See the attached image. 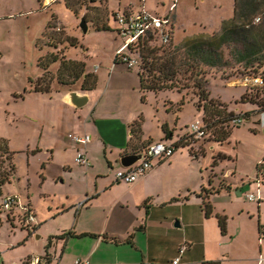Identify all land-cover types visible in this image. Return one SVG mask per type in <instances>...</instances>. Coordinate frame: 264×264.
Returning <instances> with one entry per match:
<instances>
[{
    "label": "crops",
    "instance_id": "crops-1",
    "mask_svg": "<svg viewBox=\"0 0 264 264\" xmlns=\"http://www.w3.org/2000/svg\"><path fill=\"white\" fill-rule=\"evenodd\" d=\"M47 4V0L41 1V5ZM183 6L181 0H177L172 13L174 46L181 49L187 46V57H193L200 69L205 66L220 70L226 68L244 70L243 73H226L221 79L226 85L240 88L239 96H233L229 103L226 102L228 108L236 113L248 112L250 109L239 108V104H246L240 102V97L246 89L244 77L250 75L249 73L253 72L251 70L264 67V0H227L225 7L221 0L218 2L211 0L209 9L215 8L221 11L223 8L224 11L219 12L216 18L201 19L199 23L201 29L184 34L181 40H175V30L183 27L179 14ZM193 7L198 9L195 0ZM256 18L258 21H255ZM194 24L197 25V22ZM82 61L85 62V59ZM120 63L125 64L120 61L113 62V67H110L111 74L116 71ZM85 66H87L86 62ZM125 66L126 78L120 77L119 74L115 86L125 82L127 88L125 91L132 93L135 103L133 106H128L124 102L125 98H121L120 95L107 97L110 82L106 89L100 88L98 64L89 69L97 76L95 87L90 90H76L87 96L86 103L81 107L70 103L67 96L70 90L56 91L61 96V102L63 107L67 108L65 109L69 113L67 117L71 121L67 122L66 133L59 135L62 147L58 148H62L64 153H59L55 146L45 148L47 154L45 160L41 162L43 171L40 174L39 196L40 199L47 200L54 195L55 190L60 189L63 199L49 207L46 206L42 211L34 204L33 195L25 193L24 198L21 199L16 192L5 190V186L11 180L2 186V195L15 194L23 203H28L33 208L36 222L33 225L34 229L27 230L20 226V234L14 233L6 242L0 240V264H23L30 256L44 258L45 255L49 258L47 264H72L77 258H87L90 264H160L159 252H157L160 244L157 239L161 237L157 235L156 239L153 236L156 222L152 219L150 198L154 193H158L156 186L153 188L154 184H157L154 180L157 170L154 169L164 164L165 160L171 165L173 159L169 157L154 160L153 167L133 183L118 182L111 171L123 167L120 163L123 155L141 151L138 150L136 143L131 145L133 136L131 124L135 120L141 117L142 135L140 141L136 140L138 143L159 140L174 143L184 131L180 126L181 109L190 101L196 108L195 100L188 99L186 92L177 90L146 91L142 99L137 68L132 67L136 72H131L132 68L126 64ZM120 70L124 72L121 68ZM28 84V90L24 88L23 92L17 93V97L24 98V93L30 91L29 80ZM161 92H176L174 99L176 101L161 99L159 96ZM148 94L153 95L152 101L147 97ZM181 99H185V102L178 106ZM215 99L220 100V98ZM145 106H149L153 111L152 116L156 120L155 133L146 129ZM68 108L72 109V113ZM196 110L201 115L195 120H201L202 111L197 108ZM195 120L185 124L184 129H187V132L188 125ZM163 123L171 129V138L165 137L161 128ZM68 133L90 135L91 140L86 146L90 166L84 167L75 162L76 146L67 137ZM43 150L44 148L36 147L31 152L35 154ZM52 169L55 172H51ZM230 173L234 176L236 170L226 169L222 172V178L226 180L222 183L227 185L226 187L222 186L221 182L218 184L215 180H211L209 184L214 190L208 193L209 186L205 188L207 191L205 199L210 203L212 200V212L209 216L205 215L202 196L199 194L196 221L193 222L186 213L179 216L180 222H176L175 225L181 227L182 231H175L173 235H178L179 241H185L187 245L185 253L181 256V259H184L182 264H211L212 261H216L217 264H264V234H261L264 225V191L260 184L259 186L257 183L254 184L257 193L262 197L258 201H250L246 198L247 193H254L253 190H248L242 196L235 192L240 185H246L249 179L250 187L252 182L254 183L253 180L260 178L258 176L261 174L257 173L255 177L240 176L236 184L230 180L232 178ZM71 182H78L81 189L77 192L72 190ZM204 187L206 186L201 184L200 190L198 192L194 190L193 193H202ZM115 190L117 192L110 195ZM188 192L191 193V190ZM222 192L226 194L220 199ZM80 202L82 205L78 206ZM219 214L226 217L225 233H222L218 226ZM211 218L215 220L211 221ZM249 222H254L252 235L246 229ZM69 230L74 234L67 237L59 236ZM139 233L142 237H138ZM143 236L147 242L146 249L138 244ZM250 239L254 242L252 251H250ZM137 252H140V255Z\"/></svg>",
    "mask_w": 264,
    "mask_h": 264
},
{
    "label": "rangeland",
    "instance_id": "rangeland-1",
    "mask_svg": "<svg viewBox=\"0 0 264 264\" xmlns=\"http://www.w3.org/2000/svg\"><path fill=\"white\" fill-rule=\"evenodd\" d=\"M41 1L0 0V137L5 138L9 148L14 151L13 163L16 168L5 190L16 192L21 199L24 198L25 193L33 195L34 204L43 211L46 206L49 207L63 199L60 189L55 190L54 195L47 200L40 199L39 196L40 174L43 171L41 162L45 160L47 154L45 148L62 147L59 135L66 133L67 122L71 121L67 117L69 115L65 110L67 108L63 107L61 96L56 91L81 89L82 77L75 81L69 78L68 82L63 84L57 78L60 61L57 60L50 64L47 72L44 73L37 65L38 58L40 55L50 53L57 54L58 58L61 56L66 59L82 58L87 63L85 71L89 72L92 66L98 64L100 66L98 73L100 88L106 89L110 82L107 97L114 94L120 95L121 98H125L124 102L128 106H133L135 104L133 96L131 92L125 91L127 89L125 82L115 86V80L118 79L119 74L120 77L126 78L125 64H118L113 74L110 70V67L114 65L116 50L123 45L126 39L118 33L119 24L114 21L113 14L122 13L129 7L135 9L143 7L153 14L164 17L169 13V7L174 0H47L50 2L46 6L41 5ZM193 1L181 0L184 6L183 9L180 8L179 14L183 27L175 30V40H181L184 34L194 33L201 29L199 27L201 19L216 18L224 11L223 8L221 11L215 8L209 9L211 0H195L198 4V9H195ZM213 1L218 2L219 0ZM221 1L225 7L227 0ZM82 16L88 25L86 32H83L79 26ZM49 22L54 26L48 28ZM195 22L197 25L194 24ZM106 26L108 29H104ZM99 28L102 29L97 30ZM123 52H126V49ZM120 68L124 72H121ZM130 71L136 72L135 68ZM251 71H253L250 72L252 74L257 73V69ZM243 72L244 70L241 69L220 70L205 66L200 69L196 66L193 73H185L182 70L177 78L181 91L187 93L188 99H194V104L198 102L195 94L196 88L193 86L196 79H201L203 83L207 81L205 89L208 88L210 97L220 98L223 103H229L233 96H239L240 88L226 85L221 76H225L226 73ZM43 73V82L49 84L51 92L27 91L24 93V98L17 97V93L23 92L24 88L28 90L29 77L35 80ZM176 94V92H161L159 96L161 99L168 98L176 101L174 100ZM147 97L152 101V94H148ZM241 107L250 109L251 115L247 119L243 118L239 125L230 127L231 132L223 142L217 141L209 131H205L201 138L191 136L184 126L200 118L201 114L191 101L182 107L180 126L184 131L179 138L184 137L182 141L188 143V146H180L176 149L170 156L173 159L171 165L165 160L164 164L154 169L157 170L154 175L157 184H154L153 188L156 186L158 193L151 195L150 211L152 219L156 222L153 236L161 237L156 238L160 244L157 247L160 264H172L171 261L178 255V250L182 245L185 246V253L187 249L185 241L181 242L178 235H173L175 231H182V228L175 224L180 222L179 216L185 213L191 217L193 222L196 221L199 207L198 194H200L197 192L201 184L206 186L204 188L209 186L207 189L213 190L214 187L209 184L211 179L218 184L225 183L222 172L226 169L236 170L234 176L230 173V177L232 175L230 180L236 184L240 176L255 177L257 173L260 175L258 169L263 170L264 109L259 111L258 107L252 103L239 104V108ZM68 109L72 113V109ZM144 109L147 116L146 129L155 133L156 120L152 116L153 111L149 106H145ZM136 140L135 136H132L131 145L136 143L138 150L144 149L149 142L138 143ZM36 147L44 148V150L33 154L31 150ZM58 152L64 153L62 148H58ZM219 154H224L226 157L220 158ZM214 159H217L215 164H213ZM80 168L83 169V167ZM51 172L55 170L52 169ZM115 173L116 168L111 171L112 176H115ZM259 177L262 181L264 180V175L261 174ZM249 180L245 183L246 185H240L238 189H235L239 196L245 195L248 190L257 193L254 185L257 181L253 180L254 183L252 182L249 187ZM260 185L264 191V183ZM70 188L77 192L81 189V185L78 182H71ZM117 190L120 191V189ZM117 190L110 195H114ZM190 190L191 193L188 192ZM194 190L197 192L193 193ZM202 194L206 197L207 191H202ZM225 194L222 192L220 199H223ZM0 218V240L2 242L13 237L14 233L20 234V224L17 219L12 225L7 222L5 213H2ZM214 220L211 218V221ZM161 221L163 223H160ZM246 229L252 235L254 222H249ZM138 235L142 237L140 233ZM211 237L214 236L211 235ZM138 242L146 249L145 236ZM253 243V239H250V251L254 247ZM200 247L199 245V249ZM174 252L175 255H173ZM137 254L140 255V252ZM183 260L181 259L180 264Z\"/></svg>",
    "mask_w": 264,
    "mask_h": 264
},
{
    "label": "trees",
    "instance_id": "trees-1",
    "mask_svg": "<svg viewBox=\"0 0 264 264\" xmlns=\"http://www.w3.org/2000/svg\"><path fill=\"white\" fill-rule=\"evenodd\" d=\"M47 26L49 28L54 25L53 23L49 22ZM101 29L99 28L97 30ZM104 29H108L107 26L104 27ZM186 47L184 49H181L178 46H174L172 39L168 43L162 42L161 33L158 30L146 31L143 35L139 36L134 42L127 45L129 55L135 56L138 59V63L135 67L137 68L139 75L142 99L144 96L143 93H145L146 91H181L180 86L178 84L179 79L177 78V76L182 72V70L185 73H193L196 69V66H198L197 62H195L196 60L193 57H187L188 53ZM57 60L60 61L57 78L61 83H67L69 78H71L72 81H75L82 77L81 89L90 90L95 87L97 76L94 73L85 71V62L82 60L66 59L64 56L58 58L57 54L50 53L40 55L37 61V65L45 73V71L48 70V66ZM114 61L117 62L118 60L115 59ZM44 73L37 77L35 80H32L31 78L29 79L31 86L29 89L30 91L41 93L50 92L49 84L43 82ZM249 74L251 75L252 73ZM253 74H264V67L257 70V73ZM206 83L207 81H204L203 83L201 79H196L193 82V86L196 88L195 94L198 97V102L195 104V106L198 110L202 111L201 120L203 125L205 126V131L211 132V134L215 136L217 141L223 142L228 138L231 132L230 127L240 124L233 122V120L237 116H241L242 119H247L251 115V112L248 111L236 113L230 110L226 103H223L219 99L209 97L207 87L205 89ZM245 86V93L240 97V102L255 104L258 107L259 111L263 110L264 86H255L250 84H246ZM184 102L185 99H181L178 103V106L183 105ZM161 128L166 138L172 137V131L168 128L165 123L161 125ZM131 132L132 135L135 136L137 141L141 140V117L131 124ZM184 139V137H181L174 142V146L176 149L180 146H188V143L182 141ZM13 154L14 151L10 150L7 140L3 137H0V196L2 195V186L5 183L10 182L12 176L15 173L16 168L15 164L13 163ZM218 156L220 158L226 157L224 154H219ZM216 161L217 159H214L213 164H215ZM258 171L260 173L261 169H258ZM262 182H264V180ZM221 185L225 187L227 186L223 183H221ZM205 190V188H202V191ZM209 192H211V190H208V193ZM199 195L202 196V208L205 212V215L209 216L212 212V205L210 201L205 199L202 193H200ZM6 220L7 222L14 225L13 217H11V215L7 214ZM217 222L220 231L222 233H225L226 217L220 214L217 215ZM20 226L22 228H26L27 230L34 229V226H31V228L23 224H21ZM73 234L74 233L69 230L63 232L59 236L67 237ZM49 244L50 240L48 242V246ZM48 261V255H45L43 264H47ZM23 264H27V261L25 260ZM211 264H217V262L212 261Z\"/></svg>",
    "mask_w": 264,
    "mask_h": 264
},
{
    "label": "built area",
    "instance_id": "built-area-1",
    "mask_svg": "<svg viewBox=\"0 0 264 264\" xmlns=\"http://www.w3.org/2000/svg\"><path fill=\"white\" fill-rule=\"evenodd\" d=\"M50 1H48V3ZM176 3L177 0H174L169 7V13L164 17L153 14L143 7L138 9L126 8L122 13H114L113 19L119 24L118 33L126 37L123 45L116 50L114 60L117 59L130 68L135 67L138 63V59L135 56L129 55L127 45L134 42L146 31L158 30L161 33L162 42L168 43L173 36L172 13L176 7ZM255 21H258V18H256ZM57 28L59 29V27ZM124 49H126V52H123ZM243 80L245 84L264 86V74L247 75ZM242 120L241 116H237L233 122L241 123ZM188 133L197 138L203 137L205 134V126L202 120L198 119L191 122L188 125ZM67 137L76 146L75 162L84 167L90 166V160L86 154V146L91 140L90 135L87 133H68ZM175 149L174 143L167 140L153 141L147 144L145 148L140 151L142 155L140 159L128 166H123L116 170V180L126 183L135 182L140 176L146 174L153 167L154 160L169 158L175 152ZM260 174L264 175V168L260 171ZM256 181L258 186L262 182L260 178H257ZM246 198L250 201H258L262 197L259 193L250 192L246 194ZM81 205L82 202L78 204V206ZM0 210V215L2 213H5V216L9 214L13 217V222L17 219L20 225L23 224L31 228L36 222L33 208L28 203H23L15 194H3L0 196ZM261 234H264V225L261 228ZM184 250L185 246L182 245L178 250V255L172 260V264H178L180 262ZM26 261L27 264H43L44 258L30 256ZM72 264H90V261L87 258H77Z\"/></svg>",
    "mask_w": 264,
    "mask_h": 264
},
{
    "label": "water",
    "instance_id": "water-1",
    "mask_svg": "<svg viewBox=\"0 0 264 264\" xmlns=\"http://www.w3.org/2000/svg\"><path fill=\"white\" fill-rule=\"evenodd\" d=\"M79 26L83 32H86L88 30L87 22L83 16L80 18ZM67 96L69 98L70 103H72L76 107H81L87 101V96L83 93H79L76 90L69 91L67 93ZM141 156L142 155L140 153L125 154L120 158V163L123 166H128V165L136 162L138 159H140ZM177 225H178V223H177Z\"/></svg>",
    "mask_w": 264,
    "mask_h": 264
}]
</instances>
